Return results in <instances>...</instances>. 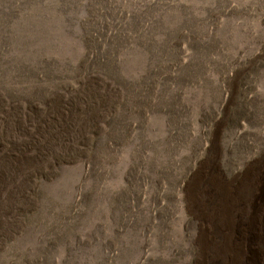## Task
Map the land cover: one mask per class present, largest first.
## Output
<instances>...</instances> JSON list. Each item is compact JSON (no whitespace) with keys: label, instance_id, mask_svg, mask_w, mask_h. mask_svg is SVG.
Listing matches in <instances>:
<instances>
[{"label":"rangeland","instance_id":"rangeland-1","mask_svg":"<svg viewBox=\"0 0 264 264\" xmlns=\"http://www.w3.org/2000/svg\"><path fill=\"white\" fill-rule=\"evenodd\" d=\"M262 187L264 0H0V264H252Z\"/></svg>","mask_w":264,"mask_h":264},{"label":"bare ground","instance_id":"bare-ground-1","mask_svg":"<svg viewBox=\"0 0 264 264\" xmlns=\"http://www.w3.org/2000/svg\"><path fill=\"white\" fill-rule=\"evenodd\" d=\"M264 196V187H262L261 188V194L260 195H258V197L256 198V201L254 202V205H253V208H254V211H255V213H259L258 215L259 216H262V218L261 219H263V221H264V213H260V212H258L260 209H259V204H258V202L257 201H259V199H261L262 197ZM257 215V214H256ZM244 223V222H243ZM236 224V223H235ZM249 224V223H248ZM241 227V226H240ZM250 227V226H249ZM257 227V226H256ZM261 231H263V233H264V226L262 225V224H259V227H258ZM250 241L252 240V239H249ZM263 241H262V243L264 244V239H262ZM252 252V257H248L249 259H250V261H251V263L252 264H263V263H261L260 262V260L262 259L261 257H260V254L258 253V251H251ZM263 260V259H262ZM264 261V260H263Z\"/></svg>","mask_w":264,"mask_h":264},{"label":"trees","instance_id":"trees-1","mask_svg":"<svg viewBox=\"0 0 264 264\" xmlns=\"http://www.w3.org/2000/svg\"><path fill=\"white\" fill-rule=\"evenodd\" d=\"M170 57H171V55L170 54H168ZM162 56V55H161Z\"/></svg>","mask_w":264,"mask_h":264}]
</instances>
